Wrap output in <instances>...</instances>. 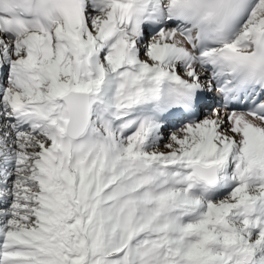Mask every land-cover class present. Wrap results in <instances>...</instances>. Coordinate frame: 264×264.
I'll return each mask as SVG.
<instances>
[{
  "label": "snow or ice",
  "instance_id": "obj_1",
  "mask_svg": "<svg viewBox=\"0 0 264 264\" xmlns=\"http://www.w3.org/2000/svg\"><path fill=\"white\" fill-rule=\"evenodd\" d=\"M0 264H264V0H0Z\"/></svg>",
  "mask_w": 264,
  "mask_h": 264
}]
</instances>
